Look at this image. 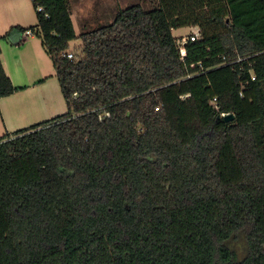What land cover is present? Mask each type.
<instances>
[{
	"label": "trees",
	"instance_id": "obj_1",
	"mask_svg": "<svg viewBox=\"0 0 264 264\" xmlns=\"http://www.w3.org/2000/svg\"><path fill=\"white\" fill-rule=\"evenodd\" d=\"M31 3L0 40L41 37L67 110L0 135V264H264V0L133 3L78 35L68 0ZM21 88L0 59V97Z\"/></svg>",
	"mask_w": 264,
	"mask_h": 264
},
{
	"label": "rangeland",
	"instance_id": "obj_2",
	"mask_svg": "<svg viewBox=\"0 0 264 264\" xmlns=\"http://www.w3.org/2000/svg\"><path fill=\"white\" fill-rule=\"evenodd\" d=\"M133 3L141 4L144 9L158 6L157 0H68L76 35L112 22L119 9ZM18 22L23 26L37 23L36 12L31 0H0V36ZM196 32H198V27L195 25L173 29L178 45L183 36H190ZM22 36L24 43L21 45L14 43V40L7 36V39L3 41L2 53L12 82L31 80L30 82L33 83L30 87L19 89L14 95L0 99L2 110H0V135L5 133L1 117L7 124L9 123L8 129L14 130L31 122L49 119L67 110L52 60L41 44V37L24 33ZM80 43V38L73 39L69 42L68 51L77 53ZM14 67H16L15 73L10 71ZM17 107H20L22 115L19 120ZM238 246L239 251L242 252V247H240L242 245Z\"/></svg>",
	"mask_w": 264,
	"mask_h": 264
},
{
	"label": "crops",
	"instance_id": "obj_3",
	"mask_svg": "<svg viewBox=\"0 0 264 264\" xmlns=\"http://www.w3.org/2000/svg\"><path fill=\"white\" fill-rule=\"evenodd\" d=\"M72 14H71V12H70V16H71ZM73 22V21H72ZM17 24H20L19 22L17 23ZM22 25V24H21ZM73 27H74V25H73ZM32 36V35H31ZM3 41H5V39H1L0 40V48H1V53H0V59H1V62H2V64H3V66H4V69H5V71H6V73L10 76V72L7 70V68H6V65H5V61H4V57H3V53H2V50H3ZM72 41V40H71ZM70 42V41H69ZM24 43V37L23 36H21V41H20V45L21 44H23ZM18 44V45H19ZM18 49H20V48H18ZM6 50H8V48L6 49ZM17 52V51H16ZM14 66H15V64H13ZM11 72L13 71V73H15V71H16V67H14V68H12L11 70H10ZM13 81V80H12ZM31 81V80H30ZM19 82V83H15V82H13L14 83V85L15 86H24V88H27V87H30V85H31V83H33V82ZM22 89V88H21ZM19 90H17V91H15L14 93H12V94H10V95H14L15 93H17ZM18 95V94H17ZM9 96V95H8ZM4 97H6V96H3V97H0V99L1 98H4ZM0 108H1V106H0ZM1 110V109H0ZM2 111V110H1ZM54 111H56V110H54ZM54 111L52 112V113H54ZM20 112H21V110H20V107H17V118H18V120L21 118V114H20ZM48 114H50L49 112H48ZM2 118V121H3V126L5 127V132L6 131H13V130H9L8 129V126H9V123L7 124V122L5 121V119L3 118V117H1ZM17 121V120H16ZM15 121V122H16ZM14 122V121H13ZM33 123H37L36 121L35 122H31L30 124H27V125H24V126H21L20 128H22V127H26V126H29V125H31V124H33ZM17 129H19V128H17ZM14 130H16V129H14Z\"/></svg>",
	"mask_w": 264,
	"mask_h": 264
},
{
	"label": "built area",
	"instance_id": "obj_4",
	"mask_svg": "<svg viewBox=\"0 0 264 264\" xmlns=\"http://www.w3.org/2000/svg\"><path fill=\"white\" fill-rule=\"evenodd\" d=\"M37 9L38 10H40L41 9V7L39 6V7H37ZM24 34L25 35H33V32L31 31V30H26L25 32H24ZM199 37V33L198 32H196V33H193V34H191L190 36H183L182 37V41H181V43L179 44V49H180V52H181V58H183V56H184V54H185V47H184V45H185V43L187 42V40H194V39H196V38H198ZM262 52H264V50H262ZM64 55H66L68 58H72L73 56H74V53L73 52H70V51H66V52H64ZM239 59H241V57H238V60ZM226 62L227 61H223L222 63H220V64H218V65H222V64H226ZM229 62V61H228ZM200 64V63H199ZM218 65H216V66H218ZM201 71H204V70H201ZM252 77V79H254V76L252 75L251 76Z\"/></svg>",
	"mask_w": 264,
	"mask_h": 264
},
{
	"label": "water",
	"instance_id": "obj_5",
	"mask_svg": "<svg viewBox=\"0 0 264 264\" xmlns=\"http://www.w3.org/2000/svg\"><path fill=\"white\" fill-rule=\"evenodd\" d=\"M224 119L226 121H229V120H232L233 119V114L232 113H227V114H224Z\"/></svg>",
	"mask_w": 264,
	"mask_h": 264
}]
</instances>
